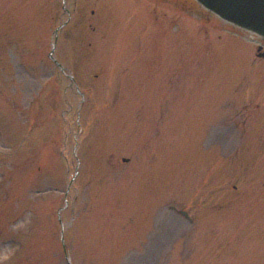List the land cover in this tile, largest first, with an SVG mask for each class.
<instances>
[{
	"label": "rangeland",
	"instance_id": "1",
	"mask_svg": "<svg viewBox=\"0 0 264 264\" xmlns=\"http://www.w3.org/2000/svg\"><path fill=\"white\" fill-rule=\"evenodd\" d=\"M258 42L193 0H0V264H264Z\"/></svg>",
	"mask_w": 264,
	"mask_h": 264
},
{
	"label": "water",
	"instance_id": "2",
	"mask_svg": "<svg viewBox=\"0 0 264 264\" xmlns=\"http://www.w3.org/2000/svg\"><path fill=\"white\" fill-rule=\"evenodd\" d=\"M194 1L200 8L217 17L222 22L247 33H250L264 41V0ZM57 32L58 29L55 31V34H57ZM52 53L53 50L51 51V54ZM256 56L258 58L264 59V52H262V47L259 46L257 48ZM57 66L62 70L61 66H59L58 64ZM181 214L187 217L186 213L181 212Z\"/></svg>",
	"mask_w": 264,
	"mask_h": 264
},
{
	"label": "flooded vegetation",
	"instance_id": "3",
	"mask_svg": "<svg viewBox=\"0 0 264 264\" xmlns=\"http://www.w3.org/2000/svg\"><path fill=\"white\" fill-rule=\"evenodd\" d=\"M65 11V9H63ZM65 13H67V11H65Z\"/></svg>",
	"mask_w": 264,
	"mask_h": 264
},
{
	"label": "bare ground",
	"instance_id": "4",
	"mask_svg": "<svg viewBox=\"0 0 264 264\" xmlns=\"http://www.w3.org/2000/svg\"><path fill=\"white\" fill-rule=\"evenodd\" d=\"M57 68H59V67L57 66Z\"/></svg>",
	"mask_w": 264,
	"mask_h": 264
}]
</instances>
